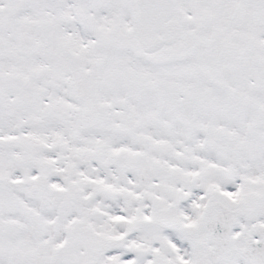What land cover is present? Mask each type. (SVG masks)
Returning a JSON list of instances; mask_svg holds the SVG:
<instances>
[{
	"label": "snow or ice",
	"instance_id": "snow-or-ice-1",
	"mask_svg": "<svg viewBox=\"0 0 264 264\" xmlns=\"http://www.w3.org/2000/svg\"><path fill=\"white\" fill-rule=\"evenodd\" d=\"M0 264H264V0H0Z\"/></svg>",
	"mask_w": 264,
	"mask_h": 264
}]
</instances>
